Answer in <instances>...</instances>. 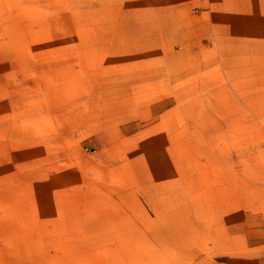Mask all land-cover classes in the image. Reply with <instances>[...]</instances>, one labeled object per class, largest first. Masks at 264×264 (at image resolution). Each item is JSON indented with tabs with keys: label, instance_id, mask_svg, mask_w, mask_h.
Here are the masks:
<instances>
[{
	"label": "rangeland",
	"instance_id": "1",
	"mask_svg": "<svg viewBox=\"0 0 264 264\" xmlns=\"http://www.w3.org/2000/svg\"><path fill=\"white\" fill-rule=\"evenodd\" d=\"M0 264H264V0H0Z\"/></svg>",
	"mask_w": 264,
	"mask_h": 264
}]
</instances>
